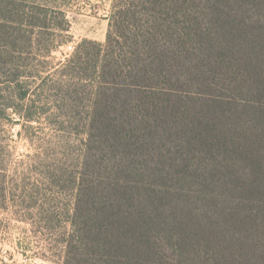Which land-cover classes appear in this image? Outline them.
I'll use <instances>...</instances> for the list:
<instances>
[{"label":"trees","instance_id":"obj_1","mask_svg":"<svg viewBox=\"0 0 264 264\" xmlns=\"http://www.w3.org/2000/svg\"><path fill=\"white\" fill-rule=\"evenodd\" d=\"M63 6L0 0V124L58 135L63 264H264V0L116 1L106 42L51 68ZM7 178L0 152V202Z\"/></svg>","mask_w":264,"mask_h":264},{"label":"rangeland","instance_id":"obj_2","mask_svg":"<svg viewBox=\"0 0 264 264\" xmlns=\"http://www.w3.org/2000/svg\"><path fill=\"white\" fill-rule=\"evenodd\" d=\"M45 1L64 5L70 25L68 32L58 34L63 46L48 59L49 66L56 68L83 40L106 42L114 4L120 0ZM10 121L0 124V152L8 167L6 187L11 193L0 202V264H63V236L69 230L74 194L68 186L60 189L43 181L41 155L56 156L58 135L45 118L25 126L15 116ZM67 139L74 156L58 154L57 161L60 168L72 172L80 138Z\"/></svg>","mask_w":264,"mask_h":264},{"label":"built area","instance_id":"obj_3","mask_svg":"<svg viewBox=\"0 0 264 264\" xmlns=\"http://www.w3.org/2000/svg\"><path fill=\"white\" fill-rule=\"evenodd\" d=\"M69 49L71 50V49H72V47H69Z\"/></svg>","mask_w":264,"mask_h":264}]
</instances>
